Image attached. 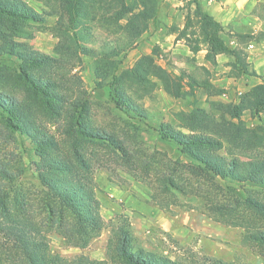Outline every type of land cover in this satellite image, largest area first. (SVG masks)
I'll list each match as a JSON object with an SVG mask.
<instances>
[{"label":"rangeland","instance_id":"374dc122","mask_svg":"<svg viewBox=\"0 0 264 264\" xmlns=\"http://www.w3.org/2000/svg\"><path fill=\"white\" fill-rule=\"evenodd\" d=\"M22 1L39 17L18 21L19 29L12 32V38L55 59L42 66L26 65V71L56 79V90L66 98L59 103L64 111L58 116L50 115L39 95L21 79L18 57L1 52L0 90L18 99L26 98L20 111L12 114L0 111V162L12 166L11 169L23 167V173L15 181L18 190L23 194L40 189L32 163L38 156L31 137L24 131L25 126L36 125L48 130L67 150V139L62 131L73 112V107L69 113L65 112L71 98L87 103L88 111L83 114V120L124 141L138 160L126 164L109 148L93 146L89 156L102 229L83 248L66 244L63 237L53 231L47 232L49 249L68 259L84 256L102 264H117L107 259L106 250L112 224L123 214L129 222L134 248L165 255L181 264H219V261L264 264V243L248 236L256 229L264 230V211L249 203L253 200L264 205V185L217 179L221 187L206 193L208 179L197 173L201 189L196 194L190 184L182 192L173 188L161 190L158 178L168 172L167 160L178 159L182 163L190 160L180 153L174 141L161 137L160 128L184 134L202 133L218 139L223 147L217 153L224 157H229L226 151L242 159L264 157V133L258 129L260 121L253 113V100L257 98L251 93L254 84L241 83L237 87L225 78L227 71L212 65L210 69L185 67L186 70L180 71L170 57L168 62L176 70L171 72L174 76L161 69L152 71L164 78L172 90H178L173 101L161 102L160 95L153 94L155 89L150 79L141 77V67L148 72L152 70L151 61L142 60L136 50L141 35L132 44H124L127 40L123 30L125 17L120 19L117 13L120 0H81L84 14L77 21L76 30L68 23L67 7L62 0ZM126 1L130 18L140 8L139 0ZM157 4L162 7L165 1ZM204 22L206 24L207 19ZM73 31L79 41L72 40ZM215 54L210 52L206 57L212 62ZM233 63L230 72L236 76L241 73V67L237 60ZM187 74L198 84L195 90L200 96L195 102L191 101L192 91L179 95ZM222 77L223 87H215L211 80ZM261 83L264 80L258 84ZM112 94L142 107L146 115L141 118L132 112L127 117L115 107ZM164 106L168 110H163ZM237 110L239 118L232 115ZM8 116L19 129L14 131L4 124ZM5 187L11 196L13 186ZM13 253L0 235V264H7L6 260Z\"/></svg>","mask_w":264,"mask_h":264},{"label":"trees","instance_id":"16d2710c","mask_svg":"<svg viewBox=\"0 0 264 264\" xmlns=\"http://www.w3.org/2000/svg\"><path fill=\"white\" fill-rule=\"evenodd\" d=\"M62 1L67 7L68 23L76 30L77 21L84 14L81 0ZM157 2V0H139L140 8L128 18L130 9L128 2L120 0L117 13L118 18L125 17L123 30L126 32L127 40L124 44H132L134 39L147 29L148 21L158 5ZM193 2L196 4L199 18L201 17L198 21L202 28V36L209 43L208 53L229 51L235 54L241 71L245 70L241 55L236 50L228 49L220 41L218 37L220 26L202 11L198 0ZM101 15H104V12ZM38 17L39 14L22 0H0V41H2L0 55L2 52L18 57L20 64L18 72L21 79L26 82L32 92L39 95L45 110L50 115L58 116L61 111H64V106L59 103L61 99L65 101L66 96L64 98L56 90V79L43 78L41 75L26 71V65L42 66L54 62L55 59L31 49L11 36L12 32L19 29L18 21ZM204 19L208 21L206 24ZM77 37L75 31L71 32L72 40L77 41ZM144 59L152 63L150 57L143 56L142 60ZM155 69L160 70L153 63L151 72L141 67V77L150 79V75H155L152 72ZM156 76L160 77L158 74ZM160 78L165 85L168 83L164 78ZM169 89L176 96L178 90ZM251 93L257 96L253 100V113L260 121L257 127L264 133V83L253 86ZM112 95L115 107L127 117H130L132 112H136L141 118L146 115L142 107L124 102L118 94ZM179 95H184L181 89ZM25 100L24 97L23 100L18 99L9 92L0 90V111L9 114L20 111L22 102ZM72 107L73 112L69 117V123L62 131L67 139V150L62 147L55 134L48 130L36 125H27L24 128L27 135L31 137L38 156V160L32 162L40 186L36 193L22 194V191L18 190L19 187L15 185V181L23 173V167L11 169L12 166L0 162V235L14 252L6 260L7 264H102L100 261L84 256L68 259L59 253L52 252L48 246L46 233L53 231L63 237L66 244L83 248L101 231L103 223L99 212V201L94 190L92 158L89 156L93 152V146L109 148L126 164H132L138 160L134 159L135 155L127 148L124 141L107 130L94 127L83 120V114L86 115L85 111H88L85 101L68 99L65 112L69 113ZM239 114L240 111L237 110L232 115L239 118ZM3 122L9 129L14 131L19 129L11 116L5 117ZM158 131L163 139L174 141L180 147V153L190 159L187 163H182L178 159L167 160L168 172L158 176L162 184L161 190L173 188L182 192L186 185L190 184L191 190L198 194L201 187L199 179L196 178L197 173L204 174L208 179L206 193L221 187L217 179L232 182L249 181L264 185V157L245 156L242 159L231 156V151H226L229 157H224L217 153L223 147L222 142L211 136L202 133L184 134L174 130L166 131L164 128ZM7 184L13 186L14 192L11 196L5 187ZM249 203L258 210L264 211L262 203L253 200H249ZM248 236L253 241L264 243V230L256 229ZM132 240L127 217L119 214L117 221L112 224L106 250L107 259L117 264H181L176 259L165 255L140 247L134 248ZM219 264L231 263L219 261Z\"/></svg>","mask_w":264,"mask_h":264},{"label":"crops","instance_id":"0c3cea01","mask_svg":"<svg viewBox=\"0 0 264 264\" xmlns=\"http://www.w3.org/2000/svg\"><path fill=\"white\" fill-rule=\"evenodd\" d=\"M164 1V6H156L147 29L137 42L138 56L150 57L153 65L172 76L171 72L176 70L168 62L170 57L180 71L186 70L185 67L210 69L211 65L227 71L225 78L237 87L241 83L256 85L264 80V0H198L202 11L220 26L218 37L223 45L241 55L245 70L236 76L230 72L236 61L235 54L220 51L215 54L214 61L207 59L209 43L202 36L195 2L184 0V5L183 0ZM184 76L186 79L181 91H192L191 101L195 102L200 96L195 90L197 81L191 75ZM149 78L154 85L153 94L158 93L161 102L174 100L170 84L165 85L160 77L153 74ZM223 78L212 79L211 82L215 87H223ZM162 109L168 110L165 106Z\"/></svg>","mask_w":264,"mask_h":264}]
</instances>
